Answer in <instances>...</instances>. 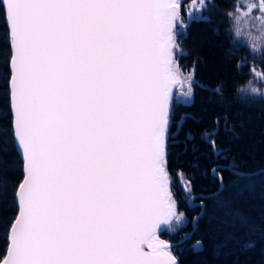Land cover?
<instances>
[{"label":"snow or ice","instance_id":"obj_1","mask_svg":"<svg viewBox=\"0 0 264 264\" xmlns=\"http://www.w3.org/2000/svg\"><path fill=\"white\" fill-rule=\"evenodd\" d=\"M193 4L209 13L217 7L214 0ZM231 7L243 9L225 12L236 34L251 25L253 40L264 44V0ZM0 14L13 50L12 131L24 169L0 264H179L159 233L186 222L167 167L169 141L190 115L171 131L172 90L184 83L175 58L188 27L182 0H0ZM212 91L224 95L219 86ZM213 123L201 138L226 160L214 138L221 118ZM223 127L234 131L227 114ZM194 139L187 132L185 144ZM210 171L218 188L223 171L245 175L235 161ZM177 177L180 199L195 206L191 179L182 171Z\"/></svg>","mask_w":264,"mask_h":264},{"label":"trees","instance_id":"obj_2","mask_svg":"<svg viewBox=\"0 0 264 264\" xmlns=\"http://www.w3.org/2000/svg\"><path fill=\"white\" fill-rule=\"evenodd\" d=\"M222 20L226 29L195 23L178 37L182 41L177 52L183 50L189 56L176 61L184 82L194 72L193 97L186 102L182 91L176 93L171 131L176 132L182 115H190L175 141H169L167 167L172 189L180 200L179 211L185 214L186 222L174 232L167 228L161 237L178 242L185 233L194 230L189 233L190 238L172 247L179 264H264V93H243L252 81L240 76L236 61L230 57L228 34L232 28L225 17ZM234 37L240 39L235 34ZM12 52L8 25L0 14V261L10 246V228L18 215L15 188L24 176L23 159L12 131ZM217 86L222 88L223 96L212 91ZM225 114L234 131L223 127ZM217 117L221 118L222 126L214 138L217 148L227 154L226 160H218L201 138L203 132L214 130ZM189 131L195 139L186 145ZM233 161L245 175L223 171V184L218 188L210 170ZM178 171L192 181L195 206L180 199L184 192ZM197 241L202 242L199 251L192 248Z\"/></svg>","mask_w":264,"mask_h":264},{"label":"flooded vegetation","instance_id":"obj_3","mask_svg":"<svg viewBox=\"0 0 264 264\" xmlns=\"http://www.w3.org/2000/svg\"><path fill=\"white\" fill-rule=\"evenodd\" d=\"M214 3L217 4V7L209 13L207 10L194 11L195 5L193 4V0H182V10L188 27L187 29H181L179 37L189 31L195 23L200 25L212 24L216 29L220 30L225 26V22L222 20L223 17H225L227 19L228 27L232 28V32L228 34L229 40L227 39L228 45L230 46V57L236 61L237 70L240 73V76L243 78H251V84L258 87L260 93H262V86L264 88V78H261L256 74L264 73V46L262 45L259 47L261 54H258L254 48H251L247 43L241 41V39H235L232 18L227 17L225 12H232L231 5L232 3H236V0H223V2H221V0H214ZM224 28L226 29V27ZM180 41H182V39H178V43H180ZM185 56H189V53H185L183 50H180L178 53L176 50L175 58L184 59Z\"/></svg>","mask_w":264,"mask_h":264},{"label":"rangeland","instance_id":"obj_4","mask_svg":"<svg viewBox=\"0 0 264 264\" xmlns=\"http://www.w3.org/2000/svg\"><path fill=\"white\" fill-rule=\"evenodd\" d=\"M248 2H249V0H236V3H235V4H237V5H245V4H247ZM231 11H232V12H235V15H242V11H243V9L241 8V9H238V10H234V9L232 8ZM253 15H255V16H259L260 14H259V13H253ZM232 21H233L234 31H235V24H234V19H233V18H232ZM249 32H251V35H249ZM235 35L238 36V37L241 39V41L247 43L251 48H254V50H255L256 52H258V54H261V53H260L261 51H260V48H259V47L262 46V45L264 46V44H262L260 40H256V41L253 40L252 37L256 36V35H257V32H256L255 29H253V28L251 27V25H248V26L245 27V31H244V34H243V35H237L236 32H235ZM248 45H247V46H248ZM180 79L182 80V77H180ZM175 88H176L177 90H182V92H185V91L188 90V84H187V86H185V83H183V84H181V83H177V84L175 85ZM252 88H256V89H258V87L254 86L253 84H250L249 86H246V87L243 89V93H245V94H255V95H257V93H253V92L251 91ZM259 88H261V87H259ZM261 92L264 93V88H263V86H262V91H261ZM183 99L185 100L186 98H183Z\"/></svg>","mask_w":264,"mask_h":264},{"label":"water","instance_id":"obj_5","mask_svg":"<svg viewBox=\"0 0 264 264\" xmlns=\"http://www.w3.org/2000/svg\"><path fill=\"white\" fill-rule=\"evenodd\" d=\"M173 94H174V91H175V86H174V88H173ZM19 148V147H18ZM19 151H20V149H19ZM20 153H21V151H20ZM22 156V155H21ZM165 229H167V228H163V230L159 233L160 235H161V233L165 230ZM194 232V230L192 231V232H190L191 234ZM160 238H161V236H160ZM162 240H165V239H163V238H161ZM166 241V240H165ZM185 241V239H182L181 241H179V242H168V241H166V242H168L170 245H172V247L174 246V245H176V244H181V243H183ZM201 244H202V242L201 241H199ZM10 247V246H9ZM202 249V248H201ZM200 249V250H201ZM199 251V250H198ZM174 255V254H173ZM178 259V258H177ZM179 261V260H178Z\"/></svg>","mask_w":264,"mask_h":264}]
</instances>
